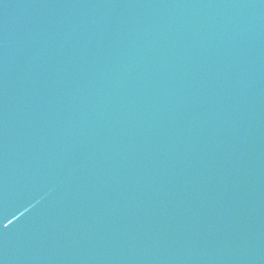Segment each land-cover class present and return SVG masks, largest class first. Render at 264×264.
<instances>
[{
    "label": "water",
    "instance_id": "obj_1",
    "mask_svg": "<svg viewBox=\"0 0 264 264\" xmlns=\"http://www.w3.org/2000/svg\"><path fill=\"white\" fill-rule=\"evenodd\" d=\"M0 264H264V0H0Z\"/></svg>",
    "mask_w": 264,
    "mask_h": 264
}]
</instances>
